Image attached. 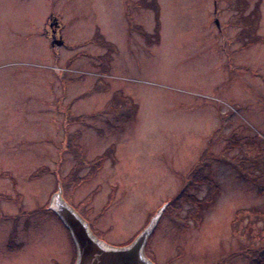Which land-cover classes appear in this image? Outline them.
<instances>
[{"label": "rangeland", "instance_id": "obj_1", "mask_svg": "<svg viewBox=\"0 0 264 264\" xmlns=\"http://www.w3.org/2000/svg\"><path fill=\"white\" fill-rule=\"evenodd\" d=\"M60 185L119 246L167 205L156 264H264V0H0V264H74Z\"/></svg>", "mask_w": 264, "mask_h": 264}, {"label": "water", "instance_id": "obj_2", "mask_svg": "<svg viewBox=\"0 0 264 264\" xmlns=\"http://www.w3.org/2000/svg\"><path fill=\"white\" fill-rule=\"evenodd\" d=\"M219 25V21L216 20ZM55 43L62 45L63 40ZM167 205L160 207L143 230L128 244L114 245L96 235L80 212L63 196L60 185L49 200L52 210L69 230L76 246L74 264H156L146 252V246Z\"/></svg>", "mask_w": 264, "mask_h": 264}, {"label": "flooded vegetation", "instance_id": "obj_3", "mask_svg": "<svg viewBox=\"0 0 264 264\" xmlns=\"http://www.w3.org/2000/svg\"><path fill=\"white\" fill-rule=\"evenodd\" d=\"M61 21V20H60ZM58 23V22H57ZM56 23V26L54 27V25L52 26V35L54 36V37H57L58 35H59V38H61V40H63L64 41V43L62 44V46L61 47H63V46H65L66 45V42H65V40L63 39V35L61 34V30H60V28H58V26H59V24H57ZM60 23V22H59ZM61 24V23H60ZM62 25V24H61ZM75 207V206H74ZM47 209V208H46ZM81 214V213H80ZM84 218H86L88 221H89V223H90V225H91V227H92V229H93V223H92V221L91 220H89L85 215H83V214H81ZM160 222V221H159ZM159 224V223H158ZM158 226V225H157ZM93 231H94V229H93ZM95 232V231H94ZM96 233V232H95ZM74 260H75V258H74ZM73 263H74V261H73Z\"/></svg>", "mask_w": 264, "mask_h": 264}, {"label": "trees", "instance_id": "obj_4", "mask_svg": "<svg viewBox=\"0 0 264 264\" xmlns=\"http://www.w3.org/2000/svg\"><path fill=\"white\" fill-rule=\"evenodd\" d=\"M179 197H180V195H178V197L176 199H178ZM44 209H46V208H44Z\"/></svg>", "mask_w": 264, "mask_h": 264}]
</instances>
